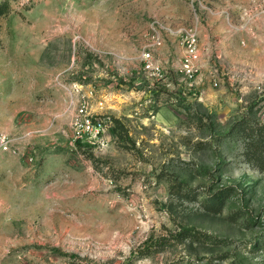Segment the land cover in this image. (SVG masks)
<instances>
[{
	"label": "rangeland",
	"instance_id": "rangeland-1",
	"mask_svg": "<svg viewBox=\"0 0 264 264\" xmlns=\"http://www.w3.org/2000/svg\"><path fill=\"white\" fill-rule=\"evenodd\" d=\"M1 6L0 264H264V0Z\"/></svg>",
	"mask_w": 264,
	"mask_h": 264
},
{
	"label": "built area",
	"instance_id": "built-area-1",
	"mask_svg": "<svg viewBox=\"0 0 264 264\" xmlns=\"http://www.w3.org/2000/svg\"><path fill=\"white\" fill-rule=\"evenodd\" d=\"M184 32L186 33L187 55L183 60L181 73L187 80H192L196 72L195 61L198 58L197 36L193 30H184ZM153 45H162L158 32L154 34ZM143 58L146 64V69L153 72L156 77H162L160 69L154 64L151 50L144 52ZM77 93H80V91L77 90ZM94 95V91H90L86 97L88 99H93ZM86 97H83V100H81V102H79L75 107L73 128L76 140L80 142L94 143L101 136L103 127L101 123L96 122L97 119L95 118V115H97L98 112H96V110L90 105V102L86 99ZM97 109H104L103 101L98 102ZM0 150L2 152L10 151V139L4 134L0 135Z\"/></svg>",
	"mask_w": 264,
	"mask_h": 264
},
{
	"label": "trees",
	"instance_id": "trees-1",
	"mask_svg": "<svg viewBox=\"0 0 264 264\" xmlns=\"http://www.w3.org/2000/svg\"><path fill=\"white\" fill-rule=\"evenodd\" d=\"M3 13H4V9H3V6H1L0 7V15H2ZM261 130H264V126H261L258 129L259 134L258 133L257 134H253V135H255V137H252L251 138V141L253 142V146H251V148L249 147L251 150H252V147L256 149V147H254V146H256V145H258V143H260V138L262 136V134H260L261 133ZM258 153H259L260 156H262L264 154V152L262 150L258 151ZM186 233H188V235H190V234H194V231H192V230H186Z\"/></svg>",
	"mask_w": 264,
	"mask_h": 264
}]
</instances>
